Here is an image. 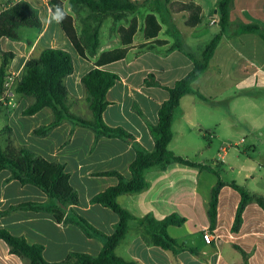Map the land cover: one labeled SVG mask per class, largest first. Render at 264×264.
Wrapping results in <instances>:
<instances>
[{
	"label": "crops",
	"instance_id": "crops-1",
	"mask_svg": "<svg viewBox=\"0 0 264 264\" xmlns=\"http://www.w3.org/2000/svg\"><path fill=\"white\" fill-rule=\"evenodd\" d=\"M16 1L30 4L27 0ZM189 1L199 6L202 11L201 22L193 29L185 27L186 13L183 7L179 10L169 8L174 3L183 6ZM216 2L217 0H147L141 2L134 13L127 15L112 30V19L107 17L99 28L97 53L89 60H84L75 53L56 22H52L54 25L51 29L49 22L45 25L41 23V29L28 55L37 43L42 42L43 37L55 38L54 35L58 37V42L47 38L41 46L70 52L73 73L64 80L68 93V109L71 114L90 120L91 113L80 80L93 68L102 54L122 48L117 29L126 28L133 19L136 21L137 31L124 58L103 67L104 70L119 77L106 93L108 106L102 114L103 122L113 128L120 127L131 134L134 138L132 143L105 137L98 138L94 143L95 134L90 129L73 126L69 122H63L45 136L35 135L33 132L36 129L47 126L52 121V112L44 108L34 115H23L22 112L33 103V99L17 95L15 92L10 105L0 108V113L4 112L6 124L4 130L9 137L7 144L10 142L14 148L24 147L48 162L63 165L69 176V183L78 196V205L71 209L73 214L83 218L106 236L113 233L118 218L109 209L91 204L90 199L117 184L116 177L103 175L104 173L115 172L126 179L130 177L128 167L135 157L134 144L143 150L152 151L154 140L147 125L157 123V111L168 97L164 88L171 87L190 71L192 62L186 53L193 56L191 49L195 43L199 46L205 38L209 36L212 38L211 29L217 28L219 32L215 16ZM162 6L169 8L168 14L164 13ZM64 10L74 17L65 5ZM48 14L49 9L47 19ZM149 14L154 15L160 25L156 39L166 44L145 51L140 50L139 46L146 43L143 28L145 17ZM213 20L215 22L211 23ZM239 23H254L264 29V0H233L228 26L231 34L223 35L207 71L192 83L194 91L204 94L198 83L204 77H210V68L217 61L219 49L223 44L229 51L231 59L237 58L246 62L249 52L251 60L260 61L259 68L264 72V40L256 34L240 33L237 27ZM105 24L107 34L102 45L100 31ZM137 35L140 37L138 40ZM3 40L7 39L0 40L2 52ZM175 43L180 44L181 49L170 51L169 48ZM28 55L18 68H13L12 62L8 66L19 78L22 76L25 62L29 59ZM148 75L153 76L156 86L144 85ZM243 75L248 77V71L244 70ZM199 102L205 103L192 94L180 100L178 108L173 113L172 140L167 148L177 156L209 166L213 170L217 169L219 177L223 165H230L231 173L238 168L234 177L228 180L220 177L225 185L218 193L214 228L209 229L208 219L211 190L217 182V177L212 172L175 163L167 165L164 169H148L144 172L148 188L140 194L121 195L117 198V203L135 219L150 215L156 220H162L172 214L183 218L184 223L179 227H168L167 234L186 248L196 250L197 254L192 255L184 250L173 255L170 251L145 244L141 237L142 228L138 221H132L126 236L115 249L116 256L125 261H133L136 264H242L243 253L246 254V264H264V209L256 203L247 204L242 212L240 227L236 232L232 231L240 195L229 184L233 182L249 193L264 197V172L259 171L261 165L258 161L248 155V149L255 153L256 147L250 143L242 151L236 149L246 143L248 133L235 130L231 119L223 118L214 125V131L211 132L208 129L211 127L206 126L199 117ZM177 110L179 112L176 114ZM250 127L253 130L258 129L255 125ZM205 139L218 143L214 160L208 163L203 159H196V154L202 155L200 150ZM232 146L235 147L236 150L233 151L236 154L245 157L232 154L234 157L226 162L227 149ZM189 149L197 151L190 153L187 151ZM210 149L211 146H208L207 151ZM10 177L11 173L7 169L0 171V229H5L15 237H22L29 245L41 246L42 259L46 263L61 262L72 253L96 256L100 252L102 241L87 237L73 223L58 224L50 214L44 212L27 210L7 212L9 208L24 203H48L47 196L41 190L32 185H22ZM66 218L69 220L73 216L68 212ZM206 231L213 237L209 244L202 238ZM0 264H25V261L12 255L7 245L0 240Z\"/></svg>",
	"mask_w": 264,
	"mask_h": 264
},
{
	"label": "trees",
	"instance_id": "trees-1",
	"mask_svg": "<svg viewBox=\"0 0 264 264\" xmlns=\"http://www.w3.org/2000/svg\"><path fill=\"white\" fill-rule=\"evenodd\" d=\"M145 1L147 0H47V8L54 10L57 5L64 8L66 3L73 14L79 9L87 11L86 16L80 20L79 29L76 28L74 17L68 13L66 19L57 24L75 53L80 58L89 60L97 53L99 28L103 20L111 17L112 30L127 15L134 13L141 2ZM6 4L9 6L0 13V40L5 38L10 41L24 42L28 47H31L33 42L23 40L19 32L38 33L42 24L37 11L25 1L6 0ZM232 4L233 0H217L215 16L217 17L219 32L204 47L200 59H195L190 53H186L192 62L190 71L171 87L164 88L168 97L157 111V123L147 125L154 140L152 151L143 150L136 144L133 145L135 157L128 167L130 174L128 179L115 172L103 174L116 177L117 184L93 196L90 203L109 209L117 216L118 221L111 235L102 234L83 218L73 214L71 209L78 205V196L69 183V176L64 171L63 165L48 162L24 147L14 148L10 142L3 150L0 148V171L7 169L11 173V180H16L22 185H32L41 190L48 198L46 204L24 203L9 208L7 212L13 210L44 212L50 214L56 223L63 225L73 223L87 237L102 241V248L96 256L72 253L61 262L46 263L42 259L41 246L29 245L22 237H15L5 229H0V240L7 245L12 255L24 260L25 264H136L133 261H125L115 254L116 247L126 236L132 221H138L142 228L141 237L145 244L170 251L173 255L184 250L192 255L197 254L196 250L186 248L167 234V228L181 226L184 223L183 218L172 214L162 220H156L150 215L135 219L117 203V198L121 195H136L145 191L148 188V183L144 179V172L151 168L164 169L167 165L175 163L209 171L217 177L208 204L209 229L214 228L218 193L225 185L220 180L219 171L177 156L167 147L172 140L173 113L178 108L180 100L184 96L192 94L203 102L208 101L202 94L194 91L191 85L207 71L209 62L229 26V12ZM183 7L186 13L185 27L187 29L195 28L202 19L201 8L191 1L184 4ZM237 27L240 33L256 34L261 40H264V29L258 24L239 23ZM136 31L137 24L134 19L128 23L126 28L119 27L117 34L122 48L102 54L93 68L81 78L80 82L86 94L85 100L91 113L90 120L82 119L69 112L68 93L64 80L73 73V64L71 56L66 51L44 48L36 57H31L25 62L22 76L17 82L14 92L23 97H31L33 103L22 114L31 116L44 108H48L52 112V121L47 126L36 129L33 132L35 135L45 136L63 122H69L73 126L90 129L95 134L94 143L100 137L117 138L131 143L134 141L132 135L122 128L106 125L103 122L102 114L108 106L106 93L119 80L117 74L104 70L103 67L124 58L126 50L132 45ZM159 32L160 25L155 16L147 15L143 28V37L146 43L140 45L139 49L151 51L164 46L166 44L164 41L156 39ZM175 49L180 50L181 45L175 43L169 48L170 51ZM12 58V53L0 50V83ZM144 85L156 86L157 84L153 76L148 75L144 80ZM137 113L142 117L141 113L138 111ZM229 186L240 195L232 226V231L236 232L241 225L242 212L245 206L256 203L264 209V197L249 193L233 182ZM68 212L72 214V219L66 218ZM242 256V264H246V254L242 253Z\"/></svg>",
	"mask_w": 264,
	"mask_h": 264
},
{
	"label": "rangeland",
	"instance_id": "rangeland-1",
	"mask_svg": "<svg viewBox=\"0 0 264 264\" xmlns=\"http://www.w3.org/2000/svg\"><path fill=\"white\" fill-rule=\"evenodd\" d=\"M37 11L41 23L44 25L47 21V0H27ZM66 9H69L67 4H65ZM184 6V5H183ZM180 3H174L169 8L172 10H179L183 7ZM169 8L162 6V9L165 14H168ZM184 9V7H183ZM87 14L85 9H79L74 14L76 28L79 29L80 20L83 19ZM54 23L49 24V28L53 27ZM49 32V31H48ZM50 33V32H49ZM217 28L211 29L212 37L217 34ZM20 36L23 40H30L34 42L37 37V33L31 31H20ZM107 34L106 24L103 25L100 31V41L101 44H104V38ZM231 34L230 27L228 28L226 35ZM55 38L51 36L43 37L41 43H37L33 47V51L30 55V47L27 46L24 42H16L10 40H3L1 43V49L3 52H10L13 55L11 59L13 68H18L22 61L25 59V56L28 55V58L36 57L39 52L44 49L43 42L48 39H54L58 42V37L54 35ZM140 37L136 36V40ZM212 38L209 36L205 38L202 42L199 43V46L195 43L194 47L192 46L191 53L193 57H198L204 47ZM54 42V43H55ZM201 47V48H200ZM190 50V49H189ZM73 52V51H72ZM226 46L223 44L218 52V59L214 65L210 68V77H204L199 81L200 89L203 91V95L209 100L205 103L199 102L198 111L199 117L203 120V123L211 130L214 131V125L219 123L223 118L231 119L234 129L240 133H248V140L243 145L238 146L236 149L241 151L245 149L247 144L253 143L256 147L255 153L250 149L249 157L256 159L261 165L259 168L260 172H264V72L259 68L260 61L251 60L250 53L248 52V61L240 60L237 58H232L230 53H228ZM70 55V52H67ZM242 66H245L243 69ZM244 70L248 71V77L243 75ZM255 72V74H254ZM207 73V74H209ZM207 78V79H206ZM211 78V80H209ZM215 78V79H213ZM193 98V97H192ZM189 100V99H188ZM191 100V99H190ZM185 104V102H184ZM184 106V105H183ZM180 110V109H179ZM179 112L178 110L176 111ZM254 123V124H253ZM4 122V112L0 113V148L3 150L8 144V134L5 132ZM255 125L258 129L253 130L250 126ZM222 124L220 131L222 133ZM210 142V143H209ZM211 146V149L207 151V147ZM202 152L201 156H197L196 159H203L204 162H211L214 160L218 149V143L215 141H208L205 139L202 143ZM181 149V147H180ZM234 146L228 148L226 162L236 154ZM235 149V150H236ZM190 153L197 151L196 149L187 150ZM196 153V152H195ZM236 155L245 157L242 154L237 153ZM201 157V158H200ZM238 171V168H235L234 172L231 173L230 165H223L220 170V177L223 180H228L230 177H234ZM243 175V173H240Z\"/></svg>",
	"mask_w": 264,
	"mask_h": 264
},
{
	"label": "built area",
	"instance_id": "built-area-1",
	"mask_svg": "<svg viewBox=\"0 0 264 264\" xmlns=\"http://www.w3.org/2000/svg\"><path fill=\"white\" fill-rule=\"evenodd\" d=\"M13 1L18 2L16 0ZM8 6L9 4H6V0H0V13ZM214 22L215 20H213L211 23ZM19 80V76L12 72L9 68L5 71L2 82L0 83V108L10 105L11 97ZM202 238L206 244H209L213 240L211 233L208 231L203 233Z\"/></svg>",
	"mask_w": 264,
	"mask_h": 264
},
{
	"label": "clouds",
	"instance_id": "clouds-1",
	"mask_svg": "<svg viewBox=\"0 0 264 264\" xmlns=\"http://www.w3.org/2000/svg\"><path fill=\"white\" fill-rule=\"evenodd\" d=\"M67 17V12L61 5L55 6L54 10L49 9L48 19L46 22H56L62 23L64 19Z\"/></svg>",
	"mask_w": 264,
	"mask_h": 264
},
{
	"label": "water",
	"instance_id": "water-1",
	"mask_svg": "<svg viewBox=\"0 0 264 264\" xmlns=\"http://www.w3.org/2000/svg\"><path fill=\"white\" fill-rule=\"evenodd\" d=\"M216 12V11H215Z\"/></svg>",
	"mask_w": 264,
	"mask_h": 264
}]
</instances>
